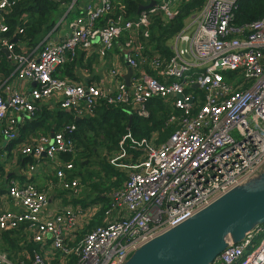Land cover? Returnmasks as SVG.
Listing matches in <instances>:
<instances>
[{"label": "built area", "instance_id": "built-area-1", "mask_svg": "<svg viewBox=\"0 0 264 264\" xmlns=\"http://www.w3.org/2000/svg\"><path fill=\"white\" fill-rule=\"evenodd\" d=\"M153 1L154 7L103 29L97 24L111 10L110 0L85 8L80 0H72L53 29L69 22L68 38L56 43L48 34L35 50L20 54L8 37L9 27L2 18L11 4L0 0V50L8 51L18 80L34 85L27 92L9 86L7 95L0 93V134L7 142L19 138L20 127L13 114L34 117L41 104L49 100L62 110L74 111L78 117L83 112L92 113L104 101L109 105L127 104L133 115L147 118L148 103L154 100H162L187 115L165 144L157 148L148 145L144 150L134 148L136 152L145 151L146 156L138 165L127 167L133 172L124 189L113 194L111 209L105 211L106 219L114 215L116 207H121L127 216L86 233L77 249L76 264H126L140 248L194 218L264 168V19L246 30L233 28L239 0H208L174 38L169 61L160 55L148 60L139 49L135 57L127 55L126 63L133 70L129 85L109 78L79 85L54 77L57 68L66 62L68 52L80 47L91 51L98 43L101 55H105L112 53L117 42L128 34L138 33L146 39L154 16L162 14L165 23H169L176 17L178 3L190 0L147 3ZM77 10H82V14L73 19ZM240 33L247 35L232 37ZM120 75L118 70H112V77L117 79ZM196 92H201L202 98ZM75 130V126H69L51 141L23 145L21 153L50 160L74 153L73 143L66 135ZM128 139L133 141L130 135L124 141ZM16 151L17 148L12 154ZM73 169L72 163L63 164L57 178L60 187L75 194L79 182L66 175ZM8 196L22 211H2L0 202V230L29 224L34 241L45 249L61 247L66 238L82 230L87 220L78 217L84 215L79 212L84 204L65 209L63 215L55 216L53 212L44 218L48 196L32 184L12 185ZM99 206L87 205V209ZM262 232L264 224L241 243H230L213 264H264V235L259 246L253 248ZM0 264H9L1 254ZM34 264L46 262L37 255Z\"/></svg>", "mask_w": 264, "mask_h": 264}, {"label": "trees", "instance_id": "trees-1", "mask_svg": "<svg viewBox=\"0 0 264 264\" xmlns=\"http://www.w3.org/2000/svg\"><path fill=\"white\" fill-rule=\"evenodd\" d=\"M72 0H9L10 6L3 13V21L8 25V37L11 40H17L15 43L16 51L21 52L23 43L26 46L35 49L44 38L55 28L60 18L63 16L62 11L66 12L67 7ZM111 10L98 20L97 27L107 28L119 24L123 19L132 18L139 13L140 6L148 5L147 0H110ZM208 0H190L179 2L176 9V17L169 23H165L164 16L157 14L152 18V26L148 30L149 37H142V44H139L140 38L133 41L138 45H143L142 51L148 53L146 58L150 60L154 56L160 55L162 58H169L171 51L165 46L166 42L174 39L182 31L186 22L197 15L204 8ZM82 10H77L74 18L81 16ZM71 19V20H73ZM264 19V0H239L234 10V20L232 27L239 30H246L249 25ZM70 20V21H71ZM20 30L22 32H20ZM245 34H237L232 37L242 38ZM127 38L120 41L124 43ZM149 46L155 47L150 50ZM149 49V51H148ZM2 54V53H1ZM3 55V54H2ZM4 56V55H3ZM95 56V55H94ZM92 57L90 51H85L81 47L74 52L66 54V62L58 67L53 74L58 80L77 83L78 77L74 75L76 68L86 67L89 71H94V60L99 58ZM97 56V55H96ZM138 61V57H136ZM143 62V61H141ZM147 63V60L145 61ZM231 76H237L232 73ZM117 82H123L122 79H116ZM76 81V82H75ZM99 83V81L95 82ZM202 98L201 92H196ZM149 117L138 118L133 115L130 125V114H133L127 104L109 105L101 101L96 109L85 115L81 120H77L74 111L62 110L60 107L57 111L45 110L39 108L35 116L27 120L29 127L20 130L17 141L11 143L10 154L13 148L17 147L19 140L25 138L30 132L41 131L47 132L52 126L57 130L65 129L69 126H75L76 130L72 134H67L75 148L74 153L60 154L59 158L62 164L72 163L74 165L75 175L84 176L81 183L90 184L91 196L104 195L107 206H99L100 214L96 213L79 218H87L84 227L66 238L61 247L51 249L46 247L47 253L40 254L41 247L34 242V231L29 224L22 223L15 227L1 231L0 238L8 240L13 247H22L19 253L13 255L11 247L6 244L0 245V254L6 257L9 264H34L37 255L42 256L46 264H76L79 256L77 249L80 248L84 235L93 229L104 225L111 220L118 221L125 218L127 213L121 208L116 207V212L106 219L105 211L111 209L113 204V194L119 193L125 187L127 180L132 174V170L127 167H133L141 163L146 156L145 151L136 152L134 148L144 150L146 146L159 147L165 144L169 138L181 128L182 121L187 118L184 112L174 109L170 104L162 100H154L148 103ZM192 116V114H191ZM62 130V131H63ZM130 135L131 139L124 141L126 136ZM16 149V148H15ZM32 156L25 158V162L30 166L35 165L36 160ZM113 159H116L113 160ZM100 167L93 169L95 164ZM91 167V168H90ZM84 170H90L91 173L83 174ZM77 172V173H76ZM81 173V174H80ZM96 179H93V178ZM72 200L74 205L78 200ZM73 206V205H72ZM102 207V208H101ZM62 208L56 210L55 216L63 215ZM96 218H103L97 221ZM24 250V251H23ZM38 253V254H37Z\"/></svg>", "mask_w": 264, "mask_h": 264}, {"label": "crops", "instance_id": "crops-1", "mask_svg": "<svg viewBox=\"0 0 264 264\" xmlns=\"http://www.w3.org/2000/svg\"><path fill=\"white\" fill-rule=\"evenodd\" d=\"M80 2L83 8L87 7L88 5L98 6L101 4V0H80ZM68 25L69 22H65L63 25L57 27L55 30H52L49 33L52 34L51 39L56 43L62 42V40L67 39L71 30ZM124 38H127L124 43L121 42L122 40L121 41L119 40L115 45L114 51L112 53L105 55H101L100 52L101 47L98 43H95L93 49L90 51L92 57L95 55L94 56L95 58H99L98 61L94 60L95 69L92 72L89 71L86 67L76 68L73 73L78 77V81L75 84H79V85L93 84L97 81L101 82L103 79H107V78L115 82L116 77L111 76L112 70H118V72L121 75L117 77V79H122L125 81V77H127L129 70V67L126 63V56L127 55L132 56V58L135 57L136 56L135 54L136 52H138V49L142 50L143 48L142 46L144 44L138 45V42L133 44V41L137 40V38H140L139 44H142V37L138 33L128 34ZM175 40L176 39H174V43L171 44L170 46L168 44H166L165 46V48L167 47L171 51V56L169 58H165L167 59V61H169L173 56L172 46L175 44ZM12 42L17 43V40L15 39ZM130 42L132 44H130ZM23 45L24 46H22L23 48L19 53L28 54V52L31 51V48L27 47L26 46L27 44L23 43ZM149 49L150 50L153 49L154 52L156 48L149 46ZM6 51L7 50L5 49L0 50V93L3 95H7L8 94L7 88L9 86L16 89H20L22 90V92H27L34 85L29 84L26 81L18 80L16 75V65L11 59L8 58V54H7L8 51L7 52ZM143 55H148V53L146 54V52L144 51ZM130 81L131 80H129V84ZM115 85L116 83H112V86ZM41 107H44L45 110H50V111H57L59 109V106H56V103H54L51 100L42 103L40 108ZM85 115L87 114L83 112L82 116L78 117L75 115V117L77 120H81V118H84ZM13 116L16 119L18 126L22 130L29 127L30 123L26 121L33 118L29 116H24V114H16V113H14ZM58 132L60 131L57 130L55 126H52L45 133L41 131H34V132L29 131V135L27 137L22 138V141L19 140L20 142L18 143L17 147H15L17 148L15 155L10 154L12 142H7L6 139L0 134V202L2 203V207H1L2 211H12L16 213H20L22 211V209L19 206H17L18 204L14 203V201L9 198L8 189L12 185L26 186L28 184L35 185L41 192L46 193L48 196L49 205L47 210L42 214L44 218H46L48 215H52L53 212L56 213V210H60L62 208L72 207L73 209L74 208L77 209V205H74L73 203L74 201L72 200L73 198H76L75 200H78V205H83L84 203L83 207H79V212L81 211L84 214L82 215L83 217H85L86 215L90 216L94 213H96V215L100 214V209L98 208L87 209L88 208L87 205L90 206L102 205V207L107 206L104 195H100V197L95 195L91 196L90 184L81 183L82 178L84 176L80 175L74 177L75 168L72 171H66V175L69 180H77L79 182V187L76 193L74 194L71 191H66L59 186V179L57 178V172L60 169V167H63V164H61L62 160L59 158L60 155L55 160H50L45 156L40 157L38 159L32 156L34 158L33 160H36V163L35 165L30 167L27 164L28 162L27 163L25 162V158L30 157L31 155L26 156L21 153V147L23 145H28L29 143L35 141L39 142L40 140L51 141L53 136ZM19 139H21V136H19ZM89 171L90 170H84L83 174L85 175V173H91ZM96 178L94 177L93 179ZM94 201H97V205L93 204ZM102 219L103 218H96L97 221H100ZM6 241L8 240H5L4 238H0V245L3 246L4 244H6L7 247H11V253L13 255H15L14 253H16L17 255L19 251L23 249L22 247H18V248L13 247L9 242ZM35 243L39 244L37 242ZM39 245L41 247L39 253L46 254L47 249H45L44 245L43 244H39Z\"/></svg>", "mask_w": 264, "mask_h": 264}, {"label": "water", "instance_id": "water-1", "mask_svg": "<svg viewBox=\"0 0 264 264\" xmlns=\"http://www.w3.org/2000/svg\"><path fill=\"white\" fill-rule=\"evenodd\" d=\"M155 5L153 1L140 6L138 13ZM132 74L129 68L127 85ZM132 119L130 114V125ZM263 224L264 168L194 218L140 248L126 264H213L230 243H241Z\"/></svg>", "mask_w": 264, "mask_h": 264}, {"label": "rangeland", "instance_id": "rangeland-1", "mask_svg": "<svg viewBox=\"0 0 264 264\" xmlns=\"http://www.w3.org/2000/svg\"><path fill=\"white\" fill-rule=\"evenodd\" d=\"M162 1H163V0H158V2H159L160 4L162 3ZM62 13L64 14L65 12L62 11L61 14H62ZM188 21H189V20H188ZM188 21H187V22H188ZM173 43H174V39H170V40H168V41L166 42V44H168L169 46H170L171 44H173ZM99 167H100V166H99V165H96V163L92 165V168H93V169H97V168H99ZM90 168H91V167H90ZM83 204H84V203H83ZM93 204L97 205V201H94ZM263 235H264V232L261 233V236H260V237H258L257 239H255V242H254V245H255V246H253V248H254V247L256 248V247L259 246V244H260V242H261V239H262ZM251 251H252V249L249 250V251L246 253V256H247Z\"/></svg>", "mask_w": 264, "mask_h": 264}]
</instances>
